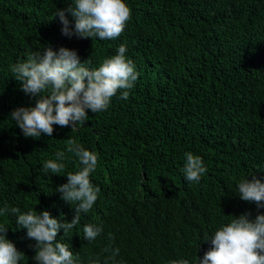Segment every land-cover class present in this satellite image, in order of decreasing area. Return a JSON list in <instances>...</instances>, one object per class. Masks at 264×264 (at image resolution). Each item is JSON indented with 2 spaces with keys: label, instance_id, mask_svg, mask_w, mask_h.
<instances>
[{
  "label": "trees",
  "instance_id": "trees-1",
  "mask_svg": "<svg viewBox=\"0 0 264 264\" xmlns=\"http://www.w3.org/2000/svg\"><path fill=\"white\" fill-rule=\"evenodd\" d=\"M73 2L0 0V208L70 221L76 205L56 188L83 167L66 151L73 139L97 154L89 178L100 192L56 240L80 264L97 256L103 264L106 246L119 249L114 264H195L211 247L205 239L234 216L264 214L238 196L242 179L264 182V0H125L131 19L114 40L62 35L54 15ZM121 44L138 73L127 100L118 91L107 110H86L83 125H53L52 137L23 135L10 113L37 98L21 90L12 65L50 45L75 49L85 66L98 68ZM57 151H65L64 171L45 172ZM186 153L207 168L199 182L185 179ZM0 224L24 253L18 264H36L35 241L16 215L0 216ZM84 225L103 231L88 242Z\"/></svg>",
  "mask_w": 264,
  "mask_h": 264
},
{
  "label": "clouds",
  "instance_id": "clouds-1",
  "mask_svg": "<svg viewBox=\"0 0 264 264\" xmlns=\"http://www.w3.org/2000/svg\"><path fill=\"white\" fill-rule=\"evenodd\" d=\"M70 13L74 24L66 16ZM62 35L71 38H94L114 40L124 31L131 19V9L125 0H74L73 4L58 9ZM126 45L121 44L117 53L103 60L98 68H90L81 62L75 49L60 47L54 50L50 45L42 51H34L26 60L11 66L16 80L21 82V90L36 97L35 106L18 107L10 114L25 137L39 138L41 133L52 137L53 125L74 128L87 120V111L93 113L107 110L112 97L120 93L127 100L129 90L138 79V73L131 59L126 58ZM2 91V89H0ZM66 151L79 158L83 167L75 173H68L66 183L58 185L56 191L61 199L75 204L74 216L70 221L51 216L42 210L21 212L17 207L0 208V216L16 215L18 228L26 229L27 238L35 241L34 260L36 264H80L74 257L69 244L57 241L59 230L65 236L80 221L81 213H88L98 198L100 188L94 186L90 174L96 170L98 156L85 149L73 139H69ZM55 160L44 163L43 169L51 174H60L65 164V151H57ZM185 179L199 182L207 172L200 156L186 153ZM239 197L243 201L254 202L257 208L264 207V182L252 175L251 180L242 179L238 184ZM226 226L217 229L210 240L211 247L198 258L195 264H264V214L250 219V213L234 216ZM9 227L0 224V264H18L24 258L14 243L7 239ZM101 226L84 225V239L95 241L102 233ZM113 237L109 234V239ZM104 252L111 255L103 261L115 262L119 249L106 246ZM89 264H101L99 256L89 259ZM173 264H190L181 259Z\"/></svg>",
  "mask_w": 264,
  "mask_h": 264
}]
</instances>
